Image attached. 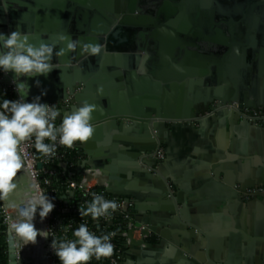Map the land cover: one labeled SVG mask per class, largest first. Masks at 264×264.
Masks as SVG:
<instances>
[{"label": "water", "instance_id": "water-1", "mask_svg": "<svg viewBox=\"0 0 264 264\" xmlns=\"http://www.w3.org/2000/svg\"><path fill=\"white\" fill-rule=\"evenodd\" d=\"M234 1L231 8L233 16L246 14L249 2ZM122 5H125V0H0V32L7 34L20 28L34 34L32 42L37 46L41 42L54 43L57 51L66 48V44L58 40L60 34L68 35L82 45L91 43L100 47L97 55H81V50L78 49L75 53L69 52L60 57V69L53 70L47 77L22 78L27 79L31 86L29 101L40 95L42 90H47V95L41 99L42 103L57 105L71 100L68 110L72 111L83 99L93 98L92 94L96 91L99 94L92 104L100 110L93 114L95 132L92 139L102 146L107 145L109 139L103 133L104 129L118 125L120 131L126 134L123 142L126 146H133L137 143L136 132L145 130L157 140L148 147L147 153L155 152L161 145L162 139L157 133L161 125L176 121L202 122L215 102L238 103L240 109L255 111L264 108V98L258 92L256 96L250 84H241L235 80L234 74L236 75L239 66L235 64L231 67V55L241 51L249 59L258 58V71H264V0L251 4L249 14L252 17L248 22H236L234 25L229 23L227 27L216 24L212 18L206 22L192 20L183 24L177 20L155 27L148 15L136 14L137 9L133 3H130L125 14L121 10ZM193 9L196 13V8ZM184 13L185 11L183 15ZM229 36L230 47L220 48L219 44L228 43ZM154 44L157 45V61L150 59L148 55V45ZM55 59L54 56V62H57ZM142 60H146L150 66L142 64ZM121 69L127 73L132 72V75L137 70L157 71L153 81L142 77L151 83V93L145 94L138 103L131 102L132 104L119 107L111 104L108 109H104L101 99L106 96L105 90L109 93L106 87L114 82L110 80L104 83L102 78L121 77ZM162 71L171 72L165 76ZM13 79L14 74L9 73L2 83L13 85ZM37 79L41 81V88L35 86ZM222 114L223 112H219L217 115ZM229 115L234 117V122L237 120L249 123L240 120L236 111L229 112ZM86 143L81 144L88 149ZM87 165L103 169L114 180L104 161L88 159L81 167ZM17 176L22 188L31 184L25 169ZM216 178H219L217 173ZM238 180L243 181L244 177L240 175ZM221 183L225 185V194L231 195V199L238 203L243 202V197L248 195V185L237 189L236 181L228 178ZM249 187H264V175L256 174ZM164 189L156 192L153 202L160 204L161 211L176 213L177 219H159L156 216L159 210L154 208L151 209L152 216L148 224L155 234L181 248L185 246L182 245V237L194 239V234L202 229L191 218L188 204L180 198L181 195L172 193L168 184ZM260 196L261 199L253 198L247 206L264 207V195ZM182 226L184 231H180ZM199 235L200 241L206 243V248L210 243L206 239V231L203 229ZM192 247L194 245L190 248ZM7 248L8 264H29L31 261L18 257L16 241L9 232ZM207 249L208 259L202 263L222 264L212 260L209 248ZM129 253H142V250L132 249ZM43 264H48L46 258L43 259Z\"/></svg>", "mask_w": 264, "mask_h": 264}, {"label": "crops", "instance_id": "crops-1", "mask_svg": "<svg viewBox=\"0 0 264 264\" xmlns=\"http://www.w3.org/2000/svg\"><path fill=\"white\" fill-rule=\"evenodd\" d=\"M231 58V67L239 66L235 80L250 84L255 95L258 92L264 98V71H258V58L249 59L241 51ZM142 64L150 66L146 60H142ZM134 72L132 75L121 69V77L102 78L104 83L114 82L106 87L109 93L105 90L106 96L101 99L104 109L111 104L119 107L138 103L145 94L151 93V83L142 77L153 81L157 71ZM170 72L162 71L165 76ZM97 94L93 92V98L83 99L77 106L84 102L92 104ZM58 110L62 114L70 112L64 108ZM230 116L229 112L223 111L221 116L207 115L199 123L192 120L161 125L157 133L162 139L166 159L158 175L149 173L141 165L143 154L157 141L145 130H135L137 143L133 146L123 142L126 134L118 125L104 129L103 133L109 139L107 145L102 146L91 138L85 149L79 142L86 160L96 158L105 162L114 177L111 190L132 199L143 222L149 223L154 208L159 210L156 214L159 219H177L176 213L161 211L160 204L153 202L156 192L165 190L168 184L172 193L181 195L188 204L191 218L202 229H198L200 232L194 234V239L182 237L185 246L181 248L155 234L158 243L154 248L129 253L121 264H203L208 259L207 247L210 258L222 264H264V207H248L247 203L253 200L248 197L238 203L225 194V185L221 183L228 178L236 181L237 189H242L243 185L250 189L255 175H264V123L234 122V117ZM240 175L244 177L243 181L238 180ZM184 229L182 226L180 231ZM203 229L210 242L206 248L199 235ZM192 245L194 247L190 248Z\"/></svg>", "mask_w": 264, "mask_h": 264}, {"label": "clouds", "instance_id": "clouds-1", "mask_svg": "<svg viewBox=\"0 0 264 264\" xmlns=\"http://www.w3.org/2000/svg\"><path fill=\"white\" fill-rule=\"evenodd\" d=\"M33 35L20 28L7 34L0 32V72L14 74L12 83L17 93L16 99L0 96V205L11 212L9 235L23 247L36 244L37 237L50 236V230L37 229L35 221L39 215L43 222L55 208L53 199L35 185L22 188L18 183L17 174L22 173L27 162L24 145L34 144L36 152L51 157L56 153L57 142L67 148H72L76 142L86 143L94 135L92 121L97 110L96 105L84 102L62 114L55 105L41 102L47 90L29 101L31 86L27 79L47 77L53 70L60 69L59 58L69 52L80 49L81 55L93 56L100 51L98 44L82 45L65 34H60L58 40L66 44V48L57 51L54 43L41 42L37 46L32 42ZM35 86L41 88V81L35 80ZM58 118H61L59 124L56 123ZM117 208L115 200L93 194L79 213L98 220ZM51 248L60 264H89L93 257L100 260L111 257L114 252L111 235H96L86 223L72 231V238H53Z\"/></svg>", "mask_w": 264, "mask_h": 264}, {"label": "built area", "instance_id": "built-area-1", "mask_svg": "<svg viewBox=\"0 0 264 264\" xmlns=\"http://www.w3.org/2000/svg\"><path fill=\"white\" fill-rule=\"evenodd\" d=\"M4 77V73L0 72L1 92L4 94L10 90L16 94L13 85L2 83ZM70 101L57 104L55 107L57 109H68L71 105ZM223 111H236L240 120H246L255 125L264 123V108H260L259 111L249 108L240 109L238 103L222 104L221 102H215L207 115L216 116ZM56 123H60L59 119ZM79 147L81 148L79 142H76L72 148H67L57 142L55 155L46 157L35 151L34 144L26 143L24 145L25 156L27 157L25 171L31 184L49 195L55 203L53 212L43 222L40 221L39 215L36 217L37 229L50 230V236L47 239L37 237L35 247L37 244L42 243L40 259L24 257L26 246L30 245V250L33 251V244L23 247L16 242L18 257L31 259L29 264L33 261L34 264H43L44 258L47 259L48 264H60L51 248L52 239L72 238V231L79 227L81 223H86L90 231L96 235L110 234L111 243L114 245V252L111 257L101 258L100 260L93 257L89 264H121L130 250H147L155 246L153 242L155 233L151 230L149 224L143 222L140 218L135 202L126 195L111 190L114 182L112 176L98 167L89 165L81 167V164L86 160L84 152L83 155L77 156L74 160L68 156L69 151H75ZM142 157V167L149 173L158 175L165 158L163 146L160 145L155 152L143 154ZM247 193L246 197L250 199H261L260 195H264V187L248 189ZM93 194L102 195L108 200H115L118 204L117 210L98 220H93L90 216H81L79 209L87 206L92 200ZM10 215V210L0 205V222L7 229L6 236Z\"/></svg>", "mask_w": 264, "mask_h": 264}, {"label": "flooded vegetation", "instance_id": "flooded-vegetation-1", "mask_svg": "<svg viewBox=\"0 0 264 264\" xmlns=\"http://www.w3.org/2000/svg\"><path fill=\"white\" fill-rule=\"evenodd\" d=\"M246 1V0H243ZM249 2V9L246 14L234 15L231 11L234 6V0H125V5L121 6L122 12L125 14L130 3L136 6L137 15H148L155 27H161L168 22L180 21L181 24L185 22H192V20L206 22L208 19H213V22L227 27L231 25L248 22L251 17L249 14L251 4L262 0H247ZM240 2V0L238 1ZM126 9H125V8ZM196 8V13L194 9ZM257 7V6H256ZM262 7V6H260ZM171 9H174L171 11ZM193 9V10H192ZM170 11V12H169ZM185 11L184 15L183 12ZM193 12V13H192ZM123 14V15H124ZM194 14L196 16L194 17ZM183 15V16H180ZM113 16V15H112ZM180 17V18H179ZM255 17V15H254ZM115 18V17H113ZM231 37H228L227 44H219L220 48H229ZM146 44V43H145ZM157 45H148V55L154 61H157ZM181 55V54H180ZM230 57V56H229ZM214 104V103H213ZM212 104V105H213ZM211 105V107H212Z\"/></svg>", "mask_w": 264, "mask_h": 264}, {"label": "trees", "instance_id": "trees-1", "mask_svg": "<svg viewBox=\"0 0 264 264\" xmlns=\"http://www.w3.org/2000/svg\"><path fill=\"white\" fill-rule=\"evenodd\" d=\"M0 96H4L7 99H16L17 95L13 91H7L4 94L0 90ZM79 155H83V150L79 147L75 151H69L68 156L74 160ZM0 222V264H8V248H7V236H6V227L5 225H1ZM153 242L155 244L158 243L157 239L153 237Z\"/></svg>", "mask_w": 264, "mask_h": 264}, {"label": "bare ground", "instance_id": "bare-ground-1", "mask_svg": "<svg viewBox=\"0 0 264 264\" xmlns=\"http://www.w3.org/2000/svg\"><path fill=\"white\" fill-rule=\"evenodd\" d=\"M42 243H40L39 245L37 244V246L35 247L34 244V250L31 251V246H26V248L24 249V257L28 258V257H33L34 259H40L41 257V252H42Z\"/></svg>", "mask_w": 264, "mask_h": 264}, {"label": "rangeland", "instance_id": "rangeland-1", "mask_svg": "<svg viewBox=\"0 0 264 264\" xmlns=\"http://www.w3.org/2000/svg\"><path fill=\"white\" fill-rule=\"evenodd\" d=\"M164 148V147H163ZM164 150H165V148H164ZM165 159H166V153H165V158H164V161H165ZM2 225V224H1ZM30 264H34V261L32 262V263H30Z\"/></svg>", "mask_w": 264, "mask_h": 264}]
</instances>
